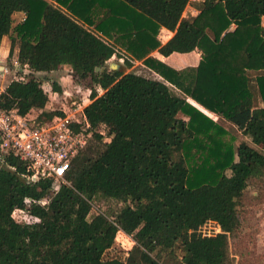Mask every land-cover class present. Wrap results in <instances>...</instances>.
<instances>
[{
	"label": "trees",
	"instance_id": "obj_1",
	"mask_svg": "<svg viewBox=\"0 0 264 264\" xmlns=\"http://www.w3.org/2000/svg\"><path fill=\"white\" fill-rule=\"evenodd\" d=\"M190 3L0 0V48L9 37V59L18 48L30 71L0 93V109L60 114L47 110L44 81L62 93L49 76L69 66L92 90L91 127L106 132L95 133L58 190L51 178L28 181L24 162L6 157L0 264H235L238 208L264 175V0H200L198 14L184 16ZM163 28L174 33L165 44ZM155 51L202 58L178 70ZM113 57L129 68L142 62L159 79L110 70ZM211 113L250 142L237 145ZM101 200L119 207L108 214ZM209 222L222 232L205 236ZM120 230L135 241L123 254Z\"/></svg>",
	"mask_w": 264,
	"mask_h": 264
},
{
	"label": "built area",
	"instance_id": "obj_2",
	"mask_svg": "<svg viewBox=\"0 0 264 264\" xmlns=\"http://www.w3.org/2000/svg\"><path fill=\"white\" fill-rule=\"evenodd\" d=\"M13 66L18 76L16 80H26L29 77V70L22 67L18 59L14 60ZM96 89L100 96L103 90L98 87ZM45 91L49 95L51 106H60L57 109L47 106L48 110L60 113L52 118L45 117L41 112L36 115H21L18 110L0 109V167L6 164L8 155L17 157L24 162V176L28 181L51 178L54 181L53 188L58 190L61 185H70L67 174L95 133H105L102 129L94 130L84 112L93 102L91 89L75 83L72 93L64 89L59 93L53 88ZM63 100L66 101L65 104ZM67 103L69 106H66ZM94 210L100 213L97 207ZM203 234L212 236L205 230ZM117 241L126 251L135 245L132 236L122 230L117 234Z\"/></svg>",
	"mask_w": 264,
	"mask_h": 264
},
{
	"label": "rangeland",
	"instance_id": "obj_3",
	"mask_svg": "<svg viewBox=\"0 0 264 264\" xmlns=\"http://www.w3.org/2000/svg\"><path fill=\"white\" fill-rule=\"evenodd\" d=\"M200 3V0H191L190 5L187 7L186 12L184 16L191 15L194 11V8H197ZM50 4L52 7L59 9L61 11H65L59 4H57L54 1H50ZM21 19V16H15V22H19ZM160 39L162 41H165L167 39V36H170L171 34H167V36L163 33H161ZM4 47L6 48L10 46L11 41L9 37L5 38L4 40ZM9 53L8 52L5 56L0 55V91L2 87L7 86L12 80H15L16 77V69L13 66L15 57L12 56L11 59H9ZM111 63H117L122 65V72L129 73L134 72L139 75H143L145 77L149 78H158L159 76L150 71L146 66L142 64V62L136 61L134 63V66L129 68L124 65V61L118 59L117 57H113L108 62V67L111 65ZM8 69L9 71H6ZM110 69V68H109ZM30 74V71L27 72ZM68 73L70 75H68ZM27 74V75H28ZM67 79L64 80V84L61 85H67L64 86V90L68 91L69 93H72L74 91V84H80L83 85L82 82H75V79L72 77V70L69 66H64L61 68L59 72H54L50 74L49 77L55 78L57 81H61L62 78ZM57 77V78H56ZM61 78V80H60ZM53 81V80H52ZM52 81H44V89L50 91L52 88ZM104 93V91L101 93V95ZM69 99V98H68ZM63 104L66 103V101L63 100ZM51 109L53 108H59L58 105L48 104ZM66 106H69L67 103ZM65 106V109L68 110V107ZM62 107V106H61ZM48 110V109H47ZM49 111H52L49 109ZM38 111H32L31 115H36ZM209 115V114H208ZM183 117V116H179ZM213 119L220 122L222 125H224L231 134L234 136H237V145L242 141H248L250 142V139L248 137H244L236 128L232 127L231 124L226 122L225 120H220L218 116L211 115ZM106 135V132L103 131ZM106 137V136H105ZM109 141V139L106 137L105 142ZM97 145V144H96ZM95 150L97 149V146H93ZM98 150V149H97ZM100 209L106 213H113L115 212L119 204L112 201H106L101 200L99 201ZM242 225L241 229L238 231L237 236L235 238H232L230 240V247H231V253L233 257L235 258V264H264V175L262 177H257L253 179L249 185V188L246 191V195L241 202L239 208H238ZM101 213V212H100ZM102 214V213H101ZM100 214V215H101ZM213 235L214 233H220L221 229L218 227V225L215 222H209L206 227L203 228V232ZM125 241V239H123ZM128 245V242L125 241ZM129 247V246H128ZM124 248L122 245L119 244L118 247H116V251L123 254ZM126 251V250H125Z\"/></svg>",
	"mask_w": 264,
	"mask_h": 264
},
{
	"label": "crops",
	"instance_id": "obj_4",
	"mask_svg": "<svg viewBox=\"0 0 264 264\" xmlns=\"http://www.w3.org/2000/svg\"><path fill=\"white\" fill-rule=\"evenodd\" d=\"M193 13L191 14L192 16H195V15H197L198 14V12H199V10H198V7L197 8H194L193 9ZM186 12V11H185ZM185 14V13H184ZM16 16H19V14H17ZM263 25H264V18H263ZM161 33H163V34H165L166 36H167V34H171L170 36H167V39L165 40V41H162L161 39H160V37H161V34L159 35V39L161 40V42L163 43V44H165L173 35H174V33L173 32H171V31H169V30H167V29H165V28H163L162 30H161ZM7 38V37H6ZM5 40V39H4ZM4 40H3V43H4ZM2 43V46H1V48H0V55L2 54V56H5L8 52H10V46H11V44H10V46L9 47H7L6 46V48L4 47V44ZM15 57H17V54H18V48L15 50ZM152 56H154V57H156V58H158L159 60H161V61H163V62H165V63H167L168 65H170V66H172V67H174L175 69H183V68H186V67H189V66H193V67H196V66H198L199 65V63H200V61H201V58H202V56H201V54L200 53H198L197 51H194V52H191V53H186V54H180V53H174V54H172L171 56H169V57H165V56H162L158 51H155V52H153L152 53ZM13 59H17V58H13ZM122 66V65H121ZM151 71V70H150ZM59 72V71H58ZM154 73V72H153ZM36 75H43V74H41V73H39V74H36ZM68 75H70L69 73H68ZM157 75V74H156ZM65 76H63V78H62V83H61V81H60V85L61 84H64V80H66L67 79V77H66V79L64 78ZM57 78V77H56ZM158 79V78H157ZM60 80H61V78H60ZM8 86V85H7ZM7 86H5V87H2V89H1V91H0V93L2 92V91H4V89L7 87ZM62 86V88L64 89V86H67V85H61ZM259 102H260V100H259ZM260 104H261V106H262V103L260 102ZM212 114V113H211ZM212 115H215V114H212ZM211 116V115H210ZM215 116H217V115H215Z\"/></svg>",
	"mask_w": 264,
	"mask_h": 264
},
{
	"label": "water",
	"instance_id": "obj_5",
	"mask_svg": "<svg viewBox=\"0 0 264 264\" xmlns=\"http://www.w3.org/2000/svg\"><path fill=\"white\" fill-rule=\"evenodd\" d=\"M110 70H114V71H122V66L120 64H117V63H111V65L109 66ZM97 71H105L106 68H103V69H100V68H97L96 69Z\"/></svg>",
	"mask_w": 264,
	"mask_h": 264
}]
</instances>
